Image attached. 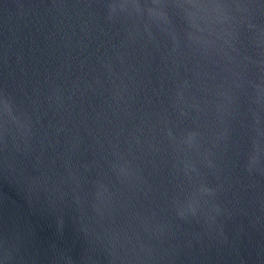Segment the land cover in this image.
I'll use <instances>...</instances> for the list:
<instances>
[{"label":"water","instance_id":"water-1","mask_svg":"<svg viewBox=\"0 0 264 264\" xmlns=\"http://www.w3.org/2000/svg\"><path fill=\"white\" fill-rule=\"evenodd\" d=\"M0 264H264V0H0Z\"/></svg>","mask_w":264,"mask_h":264}]
</instances>
